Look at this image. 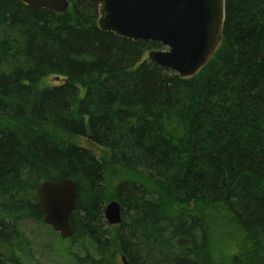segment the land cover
Returning a JSON list of instances; mask_svg holds the SVG:
<instances>
[{"label":"trees","instance_id":"1","mask_svg":"<svg viewBox=\"0 0 264 264\" xmlns=\"http://www.w3.org/2000/svg\"><path fill=\"white\" fill-rule=\"evenodd\" d=\"M69 2L57 14L0 0V264H22L20 222H43L39 186L66 178L76 264H264V0H226L222 44L191 78L145 58L158 43L103 32L97 7ZM52 75L64 83L41 87ZM77 137L130 177L110 189Z\"/></svg>","mask_w":264,"mask_h":264},{"label":"water","instance_id":"2","mask_svg":"<svg viewBox=\"0 0 264 264\" xmlns=\"http://www.w3.org/2000/svg\"><path fill=\"white\" fill-rule=\"evenodd\" d=\"M35 10L65 13L69 0H11ZM98 8V26L119 38L156 42L148 60L190 78L200 72L218 51L226 20V0H86ZM78 188L71 179L48 180L37 190L44 223L62 238L73 236L70 216L77 208ZM105 220L122 223L121 205L109 203ZM123 264L130 262L123 256Z\"/></svg>","mask_w":264,"mask_h":264},{"label":"rangeland","instance_id":"3","mask_svg":"<svg viewBox=\"0 0 264 264\" xmlns=\"http://www.w3.org/2000/svg\"><path fill=\"white\" fill-rule=\"evenodd\" d=\"M147 58V54L145 55ZM62 76H48L42 80L40 86H56L64 83ZM85 89L80 87V98L85 94ZM85 125L89 128L88 118L85 119ZM76 142L86 149L94 151L96 156L105 164L107 170V180L110 186H113L118 180L130 177L126 174H117L108 171V159L110 152L105 147L94 144L87 137H77ZM121 171V168H117ZM20 238L15 247L16 256L19 257L22 264H76L78 258H83L84 247L82 241L75 243L71 239H63L52 228L44 222H35L26 219L19 224ZM225 235L218 238V246H225Z\"/></svg>","mask_w":264,"mask_h":264}]
</instances>
